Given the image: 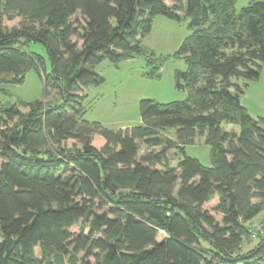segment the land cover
Instances as JSON below:
<instances>
[{"label":"trees","instance_id":"16d2710c","mask_svg":"<svg viewBox=\"0 0 264 264\" xmlns=\"http://www.w3.org/2000/svg\"><path fill=\"white\" fill-rule=\"evenodd\" d=\"M234 3L0 0V88L31 68L47 80L43 57L25 50L40 43L63 99L0 107V264H264V229L245 248L255 236L246 223L264 210V116L248 114L235 81L264 63V0ZM158 14L188 19L177 50L187 68L175 72L186 97L141 99L140 125L82 119L85 91L104 81L94 67L149 54L142 41ZM170 128L183 153L175 165ZM204 135L210 166L184 153ZM138 142L159 149L140 153Z\"/></svg>","mask_w":264,"mask_h":264},{"label":"rangeland","instance_id":"374dc122","mask_svg":"<svg viewBox=\"0 0 264 264\" xmlns=\"http://www.w3.org/2000/svg\"><path fill=\"white\" fill-rule=\"evenodd\" d=\"M250 0H235L234 9L239 12ZM19 16L8 20L3 18L2 23L11 28L16 26ZM190 33L188 19L181 16L179 20L158 14L152 18L150 32L144 37L142 43L149 51L147 55H135L119 62L103 60L94 70L100 74L104 81L89 87L85 91L82 101L84 112L82 119L88 122H98L110 129L125 128L140 125L139 102L141 99H151L155 102L168 103L182 100L186 97V86L180 88L176 85V70H186V61L177 55V50ZM25 50L32 51L43 57L45 61L44 80L34 69H28L20 83L5 82L0 88V107L4 104L16 103L22 111H27V104L36 100L50 101L52 104H62L63 99L58 91V86L48 77L50 62L45 48L40 43H30ZM43 75V74H42ZM10 79V75L5 76ZM237 83L243 86L240 94V103L252 117L264 116V63L259 76L254 79H238ZM181 83L184 85L185 81ZM224 131L236 132L239 125L222 122ZM163 135L172 139L174 145L167 151L168 162L175 165L183 156L177 144L174 129L170 128ZM140 153L147 150H158L159 146L146 147L138 142ZM67 146H77L73 139L64 142ZM184 153L197 158L204 166L211 165L212 145L207 141V136H196L189 144L183 145ZM159 166V165H158ZM254 202L257 199H253ZM217 202V196L204 204L212 208ZM217 219L220 214H215ZM246 225L255 236L245 238V248L251 247L259 240V234L264 229V210L251 218Z\"/></svg>","mask_w":264,"mask_h":264}]
</instances>
